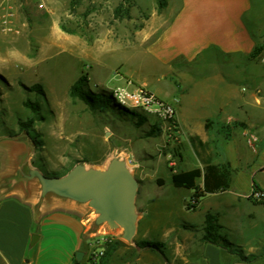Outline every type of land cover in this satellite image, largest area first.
<instances>
[{"label": "crops", "instance_id": "obj_1", "mask_svg": "<svg viewBox=\"0 0 264 264\" xmlns=\"http://www.w3.org/2000/svg\"><path fill=\"white\" fill-rule=\"evenodd\" d=\"M166 3L161 11L153 9L129 45L124 46L117 35L115 42H100L93 48L70 37L67 51L78 62V70L91 64L87 76L97 87H144L174 106L179 155L173 163L165 162L170 181L176 172L199 169L203 174L209 165H229L224 190L203 196L194 209L188 207L194 191L171 182L172 197L165 200L163 214L183 212L187 221L169 222L168 237L159 244L170 250L169 259L162 255L164 264H264V227L262 236L247 235L255 220L251 209L264 207V202L251 198L253 190L264 192V48L253 57L257 47H264V0ZM50 47H57L55 41ZM79 76L77 71L74 81ZM249 133L257 137L254 151L246 142ZM166 154L176 153L168 149ZM184 154H191L193 164L180 170ZM13 171L11 154L2 155L0 264H87V240L94 233L84 224L85 209L58 201L40 204L34 190L26 194L5 189L1 180ZM147 178H137L136 200L140 195L141 203L139 208L136 203L140 216L134 239L125 243L117 233L107 232L118 246L105 264H156L154 256L137 247L143 242L138 234L144 212L155 206V201L142 198ZM152 180L158 187L165 184L159 177ZM195 185L202 188L203 175ZM207 214L217 217L218 235L230 249L203 240ZM33 236L37 239L31 244ZM146 237L144 233L142 239ZM186 242L195 244L194 249L186 250ZM77 252L83 254L79 262Z\"/></svg>", "mask_w": 264, "mask_h": 264}, {"label": "rangeland", "instance_id": "obj_2", "mask_svg": "<svg viewBox=\"0 0 264 264\" xmlns=\"http://www.w3.org/2000/svg\"><path fill=\"white\" fill-rule=\"evenodd\" d=\"M21 3L14 17L15 29L12 32L0 29V159L25 143L21 133H27L34 145L31 166L50 177L64 175L78 162L104 166L112 153L119 151L132 163L136 178L148 177L142 198L155 201V206L149 205L145 210L138 238L157 245L154 252L146 250L154 256L153 263L164 264V257L170 258V250L159 244L168 237L165 230L169 222L182 225L187 221L183 212L163 214L165 200L172 197L170 171L165 162L173 163L178 157V144L161 133L148 135L154 125L162 127L155 118L149 117L140 124L138 117L123 114L113 105L104 112H91L83 103L70 99L68 92L77 71L87 77L90 92L110 93L116 86L97 87L87 76L91 64L78 70V62L67 50L70 37H78L93 48L100 42H115L117 35L124 46L129 45L132 34L144 27L153 9L161 11L166 7V0H21ZM52 41L57 47H50ZM35 85L41 87L43 95L31 92ZM26 100L37 105L38 110L25 108ZM30 121L28 129L19 127V122ZM168 149L176 154L168 157ZM184 156L180 170L193 164L191 154ZM153 176L162 178L164 186H156ZM140 200L139 195L138 208ZM251 210L255 220L247 235L260 236L264 207ZM144 233L147 237L143 240ZM194 245L186 242V250L194 249ZM86 263L91 264L87 260Z\"/></svg>", "mask_w": 264, "mask_h": 264}, {"label": "water", "instance_id": "obj_3", "mask_svg": "<svg viewBox=\"0 0 264 264\" xmlns=\"http://www.w3.org/2000/svg\"><path fill=\"white\" fill-rule=\"evenodd\" d=\"M19 135L26 141L11 151L14 171L1 180L5 189L26 194L34 190L40 204L58 201L82 207L89 233L112 232L125 243L133 241L140 216L136 207L139 180L130 161L115 151L104 166L78 162L62 176H45L30 164L34 145L28 134ZM36 239L33 236L31 244ZM82 256L77 252L76 260Z\"/></svg>", "mask_w": 264, "mask_h": 264}, {"label": "trees", "instance_id": "obj_4", "mask_svg": "<svg viewBox=\"0 0 264 264\" xmlns=\"http://www.w3.org/2000/svg\"><path fill=\"white\" fill-rule=\"evenodd\" d=\"M161 7V5H160ZM263 46L257 47L254 50L253 57H256L261 54L263 50ZM87 77L85 75H80L77 80L70 86L68 95L70 99L73 101H79L83 103L88 110L91 112L101 111L104 112L109 109L110 105L117 107L121 113L129 114L139 118V123L142 124L146 121V117L142 115H137L135 112H130L125 110L119 106H117L110 93L100 92L93 93L87 89ZM31 92L43 95L42 89L39 85L33 86L31 88ZM24 107L31 110L32 112H36L38 110L37 105L32 104L29 100L24 102ZM31 121L28 123L19 122V127L22 130H26L30 127ZM161 133V130L154 125L150 132L149 136H153L154 134ZM230 172V168L228 164L223 165H209L204 170L202 174L199 169H192L188 171H180L173 173L171 176V182L175 187H183L186 189L193 190V196L191 198V203L188 204L190 209H194L197 207L200 199L207 194H214L220 191H223L225 188V182L228 179ZM203 175V185L202 188L199 189L195 185V181ZM158 185H162V180H157ZM218 224L217 217L212 214H207L205 218V229H204V237L203 240L206 243H210L216 245L222 249H230V244L218 235ZM118 246L117 242H114L107 246L104 256L99 262V264H105L109 261L112 254L116 250ZM139 249H148L151 251H155L158 247L157 245H152L150 243L141 242L137 245ZM245 259V258H244Z\"/></svg>", "mask_w": 264, "mask_h": 264}, {"label": "built area", "instance_id": "obj_5", "mask_svg": "<svg viewBox=\"0 0 264 264\" xmlns=\"http://www.w3.org/2000/svg\"><path fill=\"white\" fill-rule=\"evenodd\" d=\"M21 6V0H0V29L2 31L12 32L15 29L12 25L13 16ZM110 95L117 106L146 118H155L162 125V127L156 125L161 130V134L168 140H174L177 125L176 110L173 105L161 101L144 87L117 86L110 90ZM246 142L248 147L254 151L257 143L256 135L249 133ZM251 198L264 202V192L253 190ZM114 242V237L109 233L91 234L87 240L86 260L91 264H99L107 246Z\"/></svg>", "mask_w": 264, "mask_h": 264}]
</instances>
